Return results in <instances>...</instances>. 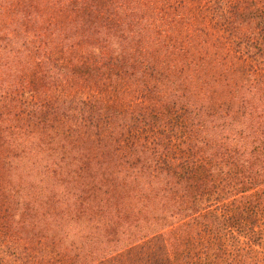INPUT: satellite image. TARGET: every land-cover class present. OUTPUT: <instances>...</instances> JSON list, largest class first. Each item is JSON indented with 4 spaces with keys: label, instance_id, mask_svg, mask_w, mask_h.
I'll list each match as a JSON object with an SVG mask.
<instances>
[{
    "label": "rangeland",
    "instance_id": "obj_1",
    "mask_svg": "<svg viewBox=\"0 0 264 264\" xmlns=\"http://www.w3.org/2000/svg\"><path fill=\"white\" fill-rule=\"evenodd\" d=\"M188 1L196 26H204L214 42L220 39L226 46V69H232L226 88L224 84L212 86L211 95L206 96V110L196 112L200 134L190 142L193 154L189 152L186 160L187 166L199 170L201 178L192 181L185 175L183 179L167 171L130 166L122 160L120 147L149 124L148 118L127 123L130 112L137 111L134 105H159L162 96L153 95V101L142 99L139 93L99 96L94 86L90 87L88 74H75L67 68V62L53 64L46 57H27L10 69L0 67V175L7 182L6 193L19 192V187L12 186L18 182L31 186L35 193L31 198L37 201L33 211L27 207L17 211L28 221L35 219L30 233L18 227V232L13 231L15 238L5 237L0 231L3 256H9L12 246L20 251L31 241L38 248L32 254L34 261L44 258V264H55L53 258H59L58 254L64 264H175L174 257L191 246L195 228L202 241L224 242L226 194L241 189L238 182L230 186L226 180H238L236 171L247 167L243 164L240 168L239 163L257 150L249 148L254 140L245 139V133L251 130L253 121L259 122L254 129L260 127L259 116L264 114V56L260 54L264 43L259 41L264 37L259 33V19L253 17L247 24V17L234 15L236 9L246 16L254 14L246 11L264 10V0ZM249 3L254 5L248 10ZM238 70L260 79L246 85L249 91L242 97L248 100L247 106H242L239 97L245 88L240 85L244 78L235 75ZM58 98L74 100L73 107L76 104L78 109L65 111L56 103ZM90 100L99 101L103 112H115L116 139L111 147L96 141L81 143L86 135L84 126L99 122L97 109H79ZM174 135L173 144L178 146L182 132L176 129ZM254 162L250 160V164ZM242 207L244 211L253 209L246 200ZM212 214L216 218L211 223L204 220ZM196 218L201 224L178 232L181 246L174 252L169 247V232ZM217 222L222 224L214 237L220 239L215 241L209 231ZM256 230L264 233L261 212ZM241 239L248 257L256 249L264 253V244L256 245L253 235L245 238L241 234ZM39 245L46 246L42 257ZM198 249L204 256L203 246L199 244ZM215 249L216 245L209 254L212 260L218 253Z\"/></svg>",
    "mask_w": 264,
    "mask_h": 264
},
{
    "label": "trees",
    "instance_id": "obj_2",
    "mask_svg": "<svg viewBox=\"0 0 264 264\" xmlns=\"http://www.w3.org/2000/svg\"><path fill=\"white\" fill-rule=\"evenodd\" d=\"M249 5L248 10L254 4ZM246 12L254 14L246 16L236 9L234 16L247 17V24L253 17L259 19V33L264 37V19L261 22L264 10ZM191 13L188 0H0V67L10 69L27 57H46L53 64L67 62V68L75 74H88L90 87L94 86L99 96L113 98L139 93L142 99L147 97L151 101L153 95L162 96L159 105L142 104L140 108H137L139 104L134 105L137 111L130 112L127 123L134 118H148L149 124L146 130L132 134L129 142L120 147L122 160L130 166L167 171L183 179L187 175L196 181L201 178L199 170L187 166L186 160L189 152L193 154L190 142L200 134L196 112L206 110V96L211 95L212 86L224 84L226 88V78L230 77L232 69H226L224 43L220 39L214 42L204 26H196ZM259 41L264 43L260 38ZM260 54L264 56V51ZM235 75L244 78L240 85L245 89L239 97L248 93L246 85L250 81H260L252 79L253 74L249 75L246 70H238ZM56 103L65 111L78 109L76 104L73 107L74 100L58 98ZM99 103L90 100L84 103V108H79L81 111L97 109L99 118L98 123L84 126L86 135L81 143L87 145L96 141L111 147L116 139L115 112L112 109L103 112V105ZM247 103L242 97V106ZM259 121L260 127L254 129L259 122L253 121L251 130L245 133V139L254 140L249 148L257 150L239 163L240 168L243 164L247 167L236 171L238 180H226L230 186L238 182L241 189L226 194L224 242L202 241V235L198 237L195 228L192 233L196 231V234L189 241L191 246L174 257L175 264H264V253L256 249L248 257L241 239V234L245 238L253 235L256 245L264 244V233L256 230L260 212L264 214V114L259 116ZM176 129L177 133L182 132L177 147L173 144ZM123 134L127 135L125 130ZM111 155L114 156L113 151ZM251 159L255 160L254 164H250ZM7 186L0 175V231L5 237L18 238L13 231L18 232V227H22L30 233L35 219L28 221L22 214L17 215V211L25 207L33 211L32 206L37 201L31 198L34 193L31 186L14 182L12 186L19 187V192L6 193ZM243 200L252 205L251 211H244ZM215 218L214 214L206 215L204 220L211 223ZM194 224L201 223L196 218L193 223L177 226L169 232L170 249L177 252L181 246L178 232ZM221 224L217 222L214 230L209 231L211 239H220L214 237L218 236ZM30 243L20 251L12 246L13 251L7 257L0 253V264H44V258L34 261L32 254L38 248L32 245L34 242ZM199 244L204 248L201 253L204 256H200ZM215 245L218 253L212 260L209 254ZM39 247L42 257L46 246ZM58 255L53 261L64 264V258ZM219 260L223 262L218 263Z\"/></svg>",
    "mask_w": 264,
    "mask_h": 264
}]
</instances>
